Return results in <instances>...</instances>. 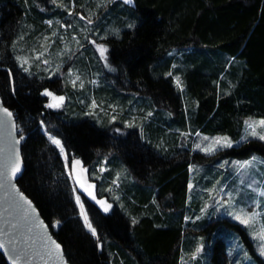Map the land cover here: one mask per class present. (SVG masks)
<instances>
[{
    "label": "trees",
    "instance_id": "16d2710c",
    "mask_svg": "<svg viewBox=\"0 0 264 264\" xmlns=\"http://www.w3.org/2000/svg\"><path fill=\"white\" fill-rule=\"evenodd\" d=\"M133 1L0 0V93L24 161L17 183L72 264H180L193 234L203 236L206 264H227L233 233L224 224L251 241L224 216L193 222L207 200L189 190L190 165L204 164L195 177L203 188L227 175L223 159L264 156V141H241L244 119L264 118V0ZM93 42L106 46V66ZM56 43L61 56L51 58ZM44 89L66 104L48 107ZM47 132L114 201L104 212L83 195L96 236ZM198 132L236 143L203 154L193 146ZM0 264H8L1 252Z\"/></svg>",
    "mask_w": 264,
    "mask_h": 264
},
{
    "label": "rangeland",
    "instance_id": "374dc122",
    "mask_svg": "<svg viewBox=\"0 0 264 264\" xmlns=\"http://www.w3.org/2000/svg\"><path fill=\"white\" fill-rule=\"evenodd\" d=\"M97 45H103L99 42H93L92 46L94 48V51L97 55L98 62L103 63L105 66L107 65V51L105 52V57L101 58L99 51L97 50ZM105 48L106 46L103 45ZM61 49V45L56 43V46L51 49L49 46L47 48V54L50 55L52 58L53 55L58 54V51ZM65 50V48H63ZM107 49V48H106ZM61 55H57L55 58H59ZM88 58H86L87 60ZM72 73V72H71ZM93 73V80H96L95 75ZM72 78L77 79L78 75L76 72L72 73ZM177 78V77H176ZM51 92L54 96H63L64 101L63 104L58 107L61 108L66 104V97L64 94L56 93L49 89H44ZM130 94H134V92L129 91ZM128 93V94H129ZM46 96V95H45ZM47 99V105L49 103H55L50 96H46ZM136 105V104H135ZM132 110L136 113L138 108L136 106L131 107ZM264 118L262 117H255V116H249L244 119V130L243 135H245V121H259ZM257 131H260V129H257ZM194 135V148H197L196 145H201V148L199 149L203 154H212L208 152H204L201 149L208 146V141H205L203 137H208L209 139L214 137H222L226 136L225 134H203V133H195ZM48 136H53L50 132H47ZM57 138V137H55ZM229 138V137H228ZM58 139V138H57ZM230 139V138H229ZM60 140V139H59ZM231 140V139H230ZM61 141V140H60ZM233 143H236L233 141ZM62 146L63 143L61 142ZM64 148V146H63ZM223 148V147H217V149ZM216 149V150H217ZM60 150V149H59ZM61 153V152H60ZM66 165L67 173L70 177L72 187H73V196L74 200L77 204L78 210H79V216L84 221V217L81 215V205H83V210L87 214L85 204L83 201V195L86 196L88 199H90L93 203H95L101 210L104 211L105 207H108L109 212L113 206L114 201L110 200L109 198L105 196H101L98 194V189L102 188V183L95 182V180L92 179V176H95L93 174V170H89L88 166H85L82 164L81 160L79 158L70 157L67 155L65 148L64 152L61 153ZM255 157L256 159L246 168V169H240L238 167V162H244V161H250L252 158ZM74 161H79V164L73 165ZM220 166H222V171L225 170L226 176L220 177V175H217L213 178L209 186H205L203 188H198L196 186V176L198 173H201V171L204 169V164L200 162H192L190 165V192L201 196L203 198H206L207 201H203L201 206L199 207V210L196 212L195 217L192 219L193 222H197L204 216L205 214H209L211 216L216 217H226L232 221L237 222L239 225L245 227L246 233L248 234V237L250 239V244H247L243 241L242 237L239 236L237 233V230L233 227L224 224L225 229H228V231H224V233L231 232L233 233V238H230L229 240L232 241L231 243H227V256H228V262L227 264H264V255H261L260 253V244L261 241L258 239H255L253 237V232L258 231L261 226H264V196L260 195L261 192H264V156L252 152L247 157H235V158H227L226 160L223 159L220 163ZM101 165L98 168V171H100ZM217 168V167H215ZM98 174V172H97ZM97 176V175H96ZM91 193V195H89ZM77 197L80 198V203H77ZM93 197H95L93 199ZM99 201H103L104 203L101 204ZM241 210H243L244 213H258L256 217V223L254 225H249L245 223H241L240 220L235 218L234 214L241 213ZM88 221L89 217L87 215ZM90 223V221H89ZM190 229L191 231H199L197 230V227L195 223H192ZM192 234V232H191ZM196 236V241L194 238V243L191 248L190 253L188 256L181 257L180 264H195V262H200V264H206V258L205 260V252L206 247L205 243H203L202 235L199 234L198 236L193 234V237ZM236 236V237H235ZM200 249L199 252H197V249ZM254 252L252 253L251 250Z\"/></svg>",
    "mask_w": 264,
    "mask_h": 264
},
{
    "label": "water",
    "instance_id": "95a60500",
    "mask_svg": "<svg viewBox=\"0 0 264 264\" xmlns=\"http://www.w3.org/2000/svg\"><path fill=\"white\" fill-rule=\"evenodd\" d=\"M120 1L134 4L133 0ZM17 160L21 170L13 176ZM23 170L18 124L0 93V252L8 264H72L34 202L19 187Z\"/></svg>",
    "mask_w": 264,
    "mask_h": 264
},
{
    "label": "snow or ice",
    "instance_id": "6c2138e0",
    "mask_svg": "<svg viewBox=\"0 0 264 264\" xmlns=\"http://www.w3.org/2000/svg\"><path fill=\"white\" fill-rule=\"evenodd\" d=\"M54 2H56V0H54ZM83 19V17H81ZM48 23H51V21H48ZM88 23L91 24L92 21L91 19L88 20ZM131 27V25H130ZM97 50L100 53L101 58L105 57V52L107 51V49L103 46V45H97ZM26 63V61H25ZM168 75H171V73H169ZM77 79H79V77H77ZM176 82H177V86H180V81L179 78H176ZM76 81H73V84L75 85ZM82 86V85H81ZM46 96H50L52 97V99L54 101H56L55 103H49L47 106L51 107V108H58L63 104L64 101V97L63 96H54L51 92L45 90V92L43 93ZM8 116H11V113L8 112L7 109L3 110ZM257 129H260V131H257ZM254 137V138H258L259 140L264 141V119L259 120V121H245V135H243L241 137V141H246L248 139V137ZM203 139L205 141H208V146L202 148L201 150L204 152H208L211 153L213 151H215L217 149V147H232L233 145V141L230 140L228 137L226 136H222V137H214L209 139L208 137H203ZM49 140L51 141L52 144L56 145L59 149L60 152L63 153L64 152V148L61 144V141L55 137L49 136ZM197 148H201V145L197 144L196 145ZM256 158L253 157L252 160L250 161H244V162H238V167L240 169H246ZM79 161H74L73 165L75 166L76 164H79ZM20 163L19 160H17L15 162V164L12 167L11 170V174L13 176H15L16 173H18L20 171ZM89 195H91V193H89ZM260 195L264 196V192H261ZM95 197H93L94 199ZM29 204H31L30 201H28ZM77 203H80V198L77 197ZM99 203L103 204V201H99ZM104 211H108V207L104 208ZM81 215L84 217V223L85 226L91 231L93 236H96V230L95 228L92 227L91 223H89L88 218H87V214L84 212L83 210V205H81ZM235 218L240 220L241 223H245V224H249V225H254L256 223V217L258 215V213H244L243 210H241V213L239 214H234ZM133 223H135V221H133ZM253 237L255 239H258L261 241L260 244V253L261 255H264V226H261L259 228L258 231L253 232ZM56 248L59 249L60 245H56ZM200 249H197V252H199Z\"/></svg>",
    "mask_w": 264,
    "mask_h": 264
}]
</instances>
